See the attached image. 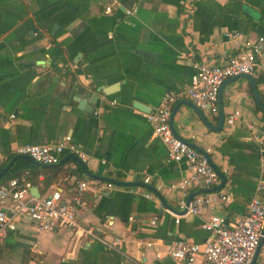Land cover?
Returning <instances> with one entry per match:
<instances>
[{"label": "crops", "instance_id": "obj_1", "mask_svg": "<svg viewBox=\"0 0 264 264\" xmlns=\"http://www.w3.org/2000/svg\"><path fill=\"white\" fill-rule=\"evenodd\" d=\"M192 2L185 21L179 0H0V169L10 161L0 182L26 171L29 193L58 187L65 197L76 179L88 176L73 153L65 149L59 163L40 165L14 156V148L68 134L86 153L81 160L90 173L143 182L146 172V184L163 185L155 190L165 202L141 184L129 185V191L120 184L104 191L88 185L72 227L36 229L27 217L18 219L0 242V264H200V254L185 262L153 252L179 236L205 240L201 224L212 213L229 222L242 216L258 178V140L264 139V110L248 78L221 82L216 111L203 112L210 125L184 97L173 103L169 118L174 134L199 151L210 149L213 166L224 174L218 189L229 194L226 202L201 204L194 213L179 209L180 191L167 185L186 173L185 162L166 159L142 115L161 94L185 86L192 61L222 62L245 37L264 36V0ZM233 31L236 38L225 34ZM252 77L264 103V74ZM70 82L93 83V113L68 102ZM111 98L116 102L109 104ZM233 109L239 114L227 126L224 118ZM219 111L223 119L216 129L211 125ZM218 183L219 177L211 186ZM100 236H118V251L107 249ZM251 264H264L260 247Z\"/></svg>", "mask_w": 264, "mask_h": 264}, {"label": "built area", "instance_id": "obj_2", "mask_svg": "<svg viewBox=\"0 0 264 264\" xmlns=\"http://www.w3.org/2000/svg\"><path fill=\"white\" fill-rule=\"evenodd\" d=\"M181 5L180 19L187 21L192 8V0H179ZM111 11L110 4L103 7V12ZM132 9L125 10V13ZM230 38H236V31L225 33ZM188 81L177 91H166L161 94L157 104L143 111L142 115L149 122L151 132L159 138L165 148L167 160H183L186 173L177 182H170L167 187H174L180 191L178 207L184 212H196L201 204L210 205L214 200L226 202L229 194L216 189L205 191L218 181L216 169L209 163L205 153L206 147L199 151L183 138L177 136L169 125V114L173 103L181 98L189 99L195 106L204 111H216L217 93L221 82L233 75L240 73L256 76L264 74V36H248L242 39L239 48L231 53L222 62L192 61ZM264 97V85H261ZM111 98L109 104L115 103ZM239 111L233 109L225 118L224 123L230 126L238 116ZM250 126V124H248ZM67 149L85 160L86 153L75 145L68 134L47 143L24 142L15 146L16 153L28 154L32 159L53 164L58 162L62 151ZM259 172L253 192L246 202L242 216L236 222H229L222 214L212 213L203 222L202 227L208 232V237L199 242L184 236L162 243V249H155L154 257L165 254L179 261L191 262L197 254L201 255L200 264H248L254 249L259 243L260 250L264 252V233L260 234L264 216V139L260 138L257 144ZM103 161V159H100ZM149 174L144 172L142 181H149ZM88 185L94 186L98 191L108 190L115 183L110 180H101L92 176L76 179L66 196L56 187L44 195L29 193L30 182L27 180L26 171L0 182V242L4 236L16 226V221L22 216L27 217L36 229L50 230L59 227H72L75 225V214L83 205V194ZM162 184L158 183L155 189ZM126 190L132 187L125 185ZM192 189H197L186 202L185 196ZM143 195L152 196L149 191ZM8 202V203H7ZM131 218V216H128ZM177 215L174 220L177 221ZM155 218L149 219L153 223ZM91 233L90 227L85 229ZM100 238L109 250L118 251V236ZM150 245L149 242H146Z\"/></svg>", "mask_w": 264, "mask_h": 264}, {"label": "water", "instance_id": "obj_3", "mask_svg": "<svg viewBox=\"0 0 264 264\" xmlns=\"http://www.w3.org/2000/svg\"><path fill=\"white\" fill-rule=\"evenodd\" d=\"M237 75H244L248 78L250 84H251V87H252V92H253V95H254V98L256 100V103H257V106L259 108H261L262 110H264V103L261 102L260 98H259V95H258V92H257V88H256V85L254 83V79L253 77L250 75V74H246V73H240V74H237ZM237 75H233V76H237ZM233 76H229V77H233ZM221 86V84H220ZM220 86H219V89H220ZM93 87V83L92 82H87V84L83 85L81 83H74V82H70L67 84V100L68 102L69 101H72L75 105L76 108L78 109H81L85 112H88V113H93L94 112V106H95V103L98 101V98H97V94L96 93H92V91L90 90L91 88ZM100 88H97L96 87V90H98ZM219 89H218V93H217V102H219ZM187 102H190L194 108L197 110L198 114L201 116L202 120L208 124L209 122L207 121L203 111L198 108L197 106H195L191 101H188L186 100ZM134 106L138 107L139 109H143L142 105L141 104H135ZM172 111V110H171ZM171 111H170V114H171ZM170 114H169V118H170ZM222 114L218 113V121L216 124L214 125H211L212 127L218 129L221 127V123H222ZM169 125H170V122H169ZM201 151V150H200ZM209 163L213 166L209 156L207 153H205ZM14 156H23V157H26L27 159L31 160L33 163H36V164H40V165H52V164H46V163H42V162H38L34 159H32L28 154H25V153H16L14 154ZM78 163L79 165L82 167V169L84 170V172L88 175V176H92V177H96V178H99L101 180H110L112 181L113 183L115 184H120V185H134V184H141L145 187H148L150 188V190H152V192L155 193V195L161 200V202L165 205V202H164V199L163 197L161 196V194L159 193L158 190H155L154 187L152 186H149L148 184L146 183H143V182H134V181H124V180H115V179H112V178H109V177H105V176H100L98 174H95V173H90L88 171V169L85 167V164L84 162L75 154L71 155ZM62 159V158H61ZM58 160V163L61 161ZM10 164V161L7 162L1 169H0V176L4 173V171L7 169V167L9 166ZM54 164V163H53ZM214 167V166H213ZM215 168V167H214ZM216 171H217V174H218V177H219V183L214 185V186H211V187H206L204 188L205 191H212V190H215V189H218L220 186H222L223 182H224V174L218 170L217 168H215ZM35 190V193H32L36 196H38V192L36 190V188H34ZM194 192H191L187 197H186V202L190 199L191 195L193 194ZM264 233V216H263V224H262V227L260 229V234ZM260 240H261V236L259 238V241H258V244L256 245L255 249H254V252H253V255L251 256V259L250 261L248 262V264H251L252 261H253V258H254V255L259 247V243H260Z\"/></svg>", "mask_w": 264, "mask_h": 264}, {"label": "trees", "instance_id": "obj_4", "mask_svg": "<svg viewBox=\"0 0 264 264\" xmlns=\"http://www.w3.org/2000/svg\"><path fill=\"white\" fill-rule=\"evenodd\" d=\"M54 68H60L59 66H56V65H52ZM22 161H27V160H25V159H23V158H20ZM43 168V167H42ZM19 174V173H18ZM29 175L27 176V179H29ZM31 182V181H30Z\"/></svg>", "mask_w": 264, "mask_h": 264}]
</instances>
